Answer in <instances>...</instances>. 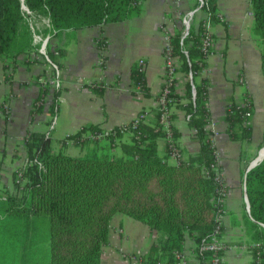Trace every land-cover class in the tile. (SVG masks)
I'll use <instances>...</instances> for the list:
<instances>
[{
  "label": "trees",
  "instance_id": "1",
  "mask_svg": "<svg viewBox=\"0 0 264 264\" xmlns=\"http://www.w3.org/2000/svg\"><path fill=\"white\" fill-rule=\"evenodd\" d=\"M143 1L0 0V57H16L35 46L32 17L46 18L48 26L42 34L52 36L66 29L99 26L136 16L142 11ZM249 4L254 30L260 38L264 76V0H249ZM201 9L206 17L191 24L184 39L181 40L179 30L168 36L171 54L180 59L179 70L187 79L182 95L175 93L171 85L166 94L167 106L169 109L180 107L185 115L190 114L187 124L200 144L199 150L187 160L180 158L175 164L169 163L167 144L165 154H158L157 140L165 138L158 126V105L149 120L142 110L137 116L143 114L144 117L134 127L132 120L116 126L102 140L86 136L88 132L101 131L97 126L81 128L60 140L62 145L72 141L81 147L86 142L103 144L100 154L71 156L61 149L54 151L46 133L37 130L24 137L30 161L24 172L27 182L20 197L9 195L0 200V214L21 218L28 211L48 219L49 264H100L101 247L108 231L107 218L114 212L128 214L154 232L155 239L147 253L138 255L148 261H169L173 250L182 249L186 242L190 246L197 244L215 228L218 207L214 178L220 168L210 141L211 132L207 129L210 122L209 80L200 73L211 52V48L208 52L202 49L206 23L219 22L217 0H203ZM46 53L53 60L49 49ZM130 77L133 93L150 94L144 72L135 64L131 65ZM93 89L99 95L103 91L102 86H93ZM46 93V88H40L31 115L47 108L49 115L54 116L59 91L54 90L48 105L44 99ZM245 112L246 107L228 99L224 119L232 140L249 141L251 138ZM172 130L176 140L177 133L174 128ZM123 136L128 140L117 144ZM117 146L120 147L119 155L108 152ZM245 192L252 224L262 234L258 243L259 260L255 258L256 248L248 246L253 257L251 264H264V158L245 172ZM199 264H208V258L200 259Z\"/></svg>",
  "mask_w": 264,
  "mask_h": 264
},
{
  "label": "crops",
  "instance_id": "2",
  "mask_svg": "<svg viewBox=\"0 0 264 264\" xmlns=\"http://www.w3.org/2000/svg\"><path fill=\"white\" fill-rule=\"evenodd\" d=\"M172 1L144 0L142 11L136 16L99 26L66 29L50 36L48 49L54 55L52 61L57 65L61 79L52 120L47 108L31 115L33 102L40 91L37 77L42 72H49V66L37 49L36 38L40 35H35V46L29 51L16 57H0V189L4 195L16 196L15 176L27 161L23 140L29 132L49 133L48 127L54 121L52 135L48 136L52 150L65 152L72 146L83 155L100 154L104 150L103 144L86 142L81 147L68 142L63 146L60 140L89 126L110 130L133 120L142 110L146 120L152 117L153 109L157 107V95L165 83L163 49L168 36L178 30L176 16L170 9L174 4ZM249 5V0H217L219 22L206 24V31L212 36L211 52L205 69L200 73L209 80L207 106L210 122L207 129L211 132L210 141L225 188L221 220L225 243L223 264H251L253 257L248 246L262 239L260 230L252 224L245 200L246 169L258 148L260 154L264 144V76L260 38L255 33ZM219 24L221 29L217 27ZM98 37L106 43L102 52L97 46ZM139 60L144 63L149 95L132 92L130 68ZM173 63L176 69L173 91L182 95L187 78L179 70L180 59L174 57ZM93 86H102V93L95 92ZM229 98L241 106L250 102L247 120L251 126L249 141L232 140L229 136L224 119ZM44 99L48 105L50 101L46 95ZM4 104H8V112L3 109ZM170 111L181 160H187L199 150V141L187 124L184 111L175 106ZM165 148V138L159 137L158 154L163 156ZM108 152L119 155L120 147ZM167 161L171 164L178 162L171 156ZM107 224L100 264H126L123 252L145 255L155 239L154 232L147 225L128 214L114 212L108 216ZM133 230H146V234L135 239ZM188 246L190 244L186 242L183 249ZM190 260L191 264H199L194 257Z\"/></svg>",
  "mask_w": 264,
  "mask_h": 264
},
{
  "label": "built area",
  "instance_id": "3",
  "mask_svg": "<svg viewBox=\"0 0 264 264\" xmlns=\"http://www.w3.org/2000/svg\"><path fill=\"white\" fill-rule=\"evenodd\" d=\"M201 4L203 0H200ZM207 24V23H206ZM48 37V36H47ZM42 43L38 52L42 58V60L49 66V72H42L37 77V84L39 88H46L47 93L45 94L46 97L49 99L52 97V92L54 90L60 89L61 87V79H60V72L57 65L49 59L46 53V41ZM183 36H181V40ZM202 49L205 52L209 51L211 46V37L206 32V34L202 37ZM97 46L99 47L100 52L103 51L106 43L102 37H98ZM186 54V51H184ZM163 55L165 57V83L161 90V94L157 100V105L159 106V119H158V126L164 132L165 141L168 148V155L175 158L177 161L181 158L180 150L178 148L177 142L174 138L173 130H172V118H171V111L167 106L168 99L166 98V94L169 93L171 85L173 84V78L175 74V67L173 63V56L171 54V45L168 41L165 44L163 49ZM137 66L143 71L144 63L143 60H139ZM194 89V88H193ZM246 107L245 116H249L250 114V105L248 103L244 104ZM3 109L8 112V104L3 105ZM190 114L186 115V118H189ZM144 117L143 114H139L133 120L134 127L140 119ZM52 125V123L50 124ZM109 130L101 129V131H91L87 133V137L91 140H102L104 136L108 134ZM46 136H49V133H46ZM72 142V141H70ZM30 161H26V163L16 172L15 183H14V192L17 197L21 196L24 190V186L27 182L25 176V169L29 165ZM215 182V191L217 194V207H218V214L216 216V226L213 230L208 231L197 244H193L188 246L186 249H175L171 253V258L168 260H161V261H148L146 258H141L138 255L131 254V253H122L123 259L125 260L126 264H191V257H194L196 261L199 263L200 259L207 257L208 264H222V252L225 249V243L222 240V230H221V220L222 215L224 213V209L222 208L223 196H224V183L222 181L221 172L217 171L214 178ZM6 195L0 191V200H5ZM243 248L246 245H242ZM252 247L256 248V259L259 256V245L258 243L252 244Z\"/></svg>",
  "mask_w": 264,
  "mask_h": 264
},
{
  "label": "rangeland",
  "instance_id": "4",
  "mask_svg": "<svg viewBox=\"0 0 264 264\" xmlns=\"http://www.w3.org/2000/svg\"><path fill=\"white\" fill-rule=\"evenodd\" d=\"M168 1L166 0L167 3ZM172 2L174 4L172 8L170 6V9L174 14L173 16H176L181 36L186 25L189 24L190 26L206 17L205 12L201 9L203 3L201 4L200 0H173ZM191 12L193 14L189 15ZM30 20L36 30L34 37L35 35H40L36 38L37 44H39L37 49L39 50L48 36L42 34V30L48 26V21L42 16L32 17ZM217 27L221 29L222 25L219 24ZM49 37H47L46 41V50L48 49ZM219 46L220 43L217 42V47ZM48 101H50V98ZM52 119L53 115L50 116V120ZM51 123L52 125L47 130L49 131V135H52L54 121ZM127 140L128 137L123 136L117 141V144ZM259 151L258 148L255 157L258 156ZM65 153L71 156H83L82 152L72 146L67 148ZM259 224L262 226L261 223ZM133 232L135 239H139L146 234V230H133ZM49 253V224L46 217L33 216L28 211L21 218L13 214H0V264H49Z\"/></svg>",
  "mask_w": 264,
  "mask_h": 264
},
{
  "label": "water",
  "instance_id": "5",
  "mask_svg": "<svg viewBox=\"0 0 264 264\" xmlns=\"http://www.w3.org/2000/svg\"><path fill=\"white\" fill-rule=\"evenodd\" d=\"M23 9H25L26 11H28L27 7L25 5H22ZM192 13V12H191ZM188 28L189 26L185 27L184 31H183V39L185 38V36L188 34ZM194 89H193V94H194ZM263 149V153L262 155H258L257 157H255L251 162L250 164L248 165L246 171L250 170L251 168H253L255 165H257L263 158H264V146L262 147ZM245 200H246V205H247V210L248 212H250V209H249V202H248V199H247V195L245 194ZM263 226V224H262ZM264 227V226H263Z\"/></svg>",
  "mask_w": 264,
  "mask_h": 264
},
{
  "label": "bare ground",
  "instance_id": "6",
  "mask_svg": "<svg viewBox=\"0 0 264 264\" xmlns=\"http://www.w3.org/2000/svg\"><path fill=\"white\" fill-rule=\"evenodd\" d=\"M193 13H189V15H192ZM187 26H189V24L188 25H186V27ZM262 153H263V149L261 150V152H260V154L259 155H262Z\"/></svg>",
  "mask_w": 264,
  "mask_h": 264
}]
</instances>
